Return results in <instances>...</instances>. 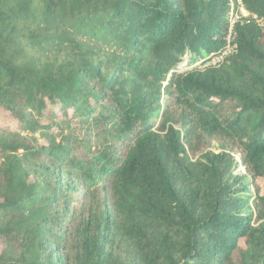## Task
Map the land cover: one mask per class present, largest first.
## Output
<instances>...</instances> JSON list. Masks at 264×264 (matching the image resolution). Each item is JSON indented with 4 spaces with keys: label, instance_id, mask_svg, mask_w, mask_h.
Wrapping results in <instances>:
<instances>
[{
    "label": "trees",
    "instance_id": "trees-1",
    "mask_svg": "<svg viewBox=\"0 0 264 264\" xmlns=\"http://www.w3.org/2000/svg\"><path fill=\"white\" fill-rule=\"evenodd\" d=\"M241 2L201 68L230 0H0V264H264V0Z\"/></svg>",
    "mask_w": 264,
    "mask_h": 264
},
{
    "label": "built area",
    "instance_id": "built-area-1",
    "mask_svg": "<svg viewBox=\"0 0 264 264\" xmlns=\"http://www.w3.org/2000/svg\"><path fill=\"white\" fill-rule=\"evenodd\" d=\"M237 8L236 11H238V9L240 10V15H236L237 13L234 12V9ZM234 7L231 8L232 13H231V19L229 21L230 27H229V31L228 34L226 36V44L225 47L220 50L212 59V61L205 65V66H209V65H217L220 62H222L227 56L231 55L233 50H234V44L232 43L233 37H232V26L236 23L241 21L242 18L248 17V14L244 11L243 6H242V2L241 0H236V3H234ZM246 13V14H245ZM244 14V15H243ZM253 19H255V16H252Z\"/></svg>",
    "mask_w": 264,
    "mask_h": 264
},
{
    "label": "rangeland",
    "instance_id": "rangeland-1",
    "mask_svg": "<svg viewBox=\"0 0 264 264\" xmlns=\"http://www.w3.org/2000/svg\"><path fill=\"white\" fill-rule=\"evenodd\" d=\"M232 7H234V0H230V8H232ZM234 12L237 13L236 15H240V13H241L239 9H238V11H236L234 9ZM231 13H232V10L230 9L229 19H228L229 21L231 19ZM200 67L201 68H204L205 65L203 64V66H200ZM0 125L14 126V123L12 122V120L10 119V117H9V115L7 113H4V112L0 111ZM208 151L218 152L217 145L215 143H211L210 146H209V148H208ZM234 157L237 160L238 165H239L237 173H241L242 174L243 173V170H244V167L242 166V164L240 162V158H239L238 155H235ZM261 190H262V192H264V181L261 182Z\"/></svg>",
    "mask_w": 264,
    "mask_h": 264
}]
</instances>
